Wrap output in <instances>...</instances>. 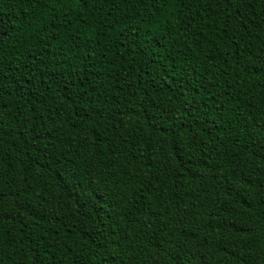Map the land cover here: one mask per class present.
Returning a JSON list of instances; mask_svg holds the SVG:
<instances>
[{
	"label": "trees",
	"instance_id": "trees-1",
	"mask_svg": "<svg viewBox=\"0 0 264 264\" xmlns=\"http://www.w3.org/2000/svg\"><path fill=\"white\" fill-rule=\"evenodd\" d=\"M112 7L104 5L103 11ZM29 12L0 0V16L15 29L6 43L19 47L21 59L25 46L32 51L39 46ZM149 12L146 4L131 6L129 0L113 15L124 14L126 24L142 27ZM243 12L250 22L247 30L237 25L238 46L216 40L204 50L193 45L185 56L189 40L175 48L167 45L171 55L162 48L165 58L158 64H145L129 53L111 58L114 63L104 60L101 49L111 47L112 35L97 25L95 50H77L85 65H94L86 70L97 73L83 85L93 99L99 97L96 112L83 124L73 118L76 127L63 115L57 118L54 109L65 100L53 86L49 98L35 108L46 117L53 110L43 125L57 131L36 142V148L32 129L39 122L33 121L30 103L34 94L21 97L15 81H5L0 100V228L15 236L11 244L18 249L16 259L26 256L23 264L34 259L39 264H89L87 258L96 252L91 260L97 264L107 251L100 245L120 232L147 264H264V61L258 59L264 55V0ZM3 55L6 65L14 59L7 51ZM55 60L45 58L52 72L58 70ZM67 67L59 65L61 70ZM72 90L81 89L77 85ZM210 92L223 109L221 118L209 114V119L216 118L211 127L197 116L206 102L212 104ZM189 108L184 123H175V117L161 119L172 115L169 109L181 115ZM193 135L202 141L195 153ZM53 155L58 162L49 167ZM189 156L194 158L185 164ZM170 251L181 256H169Z\"/></svg>",
	"mask_w": 264,
	"mask_h": 264
},
{
	"label": "snow or ice",
	"instance_id": "snow-or-ice-1",
	"mask_svg": "<svg viewBox=\"0 0 264 264\" xmlns=\"http://www.w3.org/2000/svg\"><path fill=\"white\" fill-rule=\"evenodd\" d=\"M7 2H14L30 10L29 15H33V20L37 24L33 31L38 34L39 46L37 51H32L30 47L25 46L23 48L24 56L21 59L19 47L16 44L8 45L5 40L9 32L15 29L11 23H6L5 19L0 16V100L3 99L5 81L8 84L15 81L14 90L19 89L18 94L21 97L28 93L34 94L30 103L32 104L31 111L35 113L33 121L39 122L32 129L34 134L32 147L36 148V142L45 139V136H50L52 131H57L56 129H45L43 125V122L51 117L53 110H47L48 116L46 117L44 113L36 112L35 108V105L42 104L49 98L53 92V86L62 90L65 100L64 104L54 109L57 118L63 115L65 122L72 121L73 127H76L75 121L83 124L86 118H91L92 114L96 112L99 97L93 99L83 85L85 81L91 83V78H94L97 73L86 70L94 65H85L80 52L84 48H90V51L95 50L93 40L98 35L97 25L100 26L101 31H110L112 35L111 47L105 45L101 49L104 60L114 63V59L111 58L119 57L122 53H129L134 54V58L139 57L144 60L145 64L149 61L152 64H158L159 60L165 58L160 55L162 48L168 52V55H171V48L189 40L191 43L182 53L185 56L193 51V45L198 50H204L206 47L211 48L216 40L227 41L238 46L237 25L239 24L240 28L247 30L250 22L248 16L244 15L243 9L245 7L253 9L257 0H131V6L146 4L150 9L149 14L143 18L144 26L142 27L126 24L125 20L128 17L124 14L113 15L121 4L129 2V0H7ZM104 5H114V7L105 13ZM194 8L195 10H193ZM37 9L38 13H36ZM250 14L254 15L255 13L253 11ZM241 16H244V19H239ZM131 18L135 19L134 16ZM118 25H122V27H117ZM246 34L251 35L252 33L247 32ZM244 35L245 33L242 32L240 39H243ZM8 38L10 39V37ZM162 42H166V44H162ZM167 45H170L171 48ZM219 50V45H215V51L219 52ZM249 50L248 48L244 49V51ZM6 51L8 55L14 57L8 65L5 64L6 57L3 55ZM177 51L179 52L180 49ZM227 55H232V53L228 52ZM46 56L56 57L53 64L58 69L56 72H52L49 65L45 63ZM236 56L242 58V52L237 51ZM193 58L199 59L198 56ZM208 58L213 59L211 56ZM258 59L264 61V55L259 56ZM224 62L227 63V60L225 59ZM171 63L172 61H169L167 66H170ZM62 64H67L68 67L59 69V65ZM214 67H217L218 71L223 70L216 65ZM73 76L77 79H70ZM168 80H171V75L168 76ZM77 85L81 90L73 91L72 89ZM204 87L207 90V85ZM215 96L214 92L208 93V100H211L212 104L209 105L206 102L203 105V112L197 110V116L207 120L209 127L215 124L216 118H221L223 115L221 102L215 99ZM89 109H92V112H89ZM168 111L172 115L161 116V119L175 117L174 122L180 124L185 122V117L191 112V109H186L181 115H176L174 109ZM213 112L216 113V118L209 119V114ZM193 120L195 122V117ZM38 129L39 132H37ZM2 134L3 130L0 129V135ZM179 143H183V141H179ZM201 143L202 141H199L195 135L192 136L190 147L193 148L194 153L199 151ZM44 149H47V145L44 146ZM193 158V156H189V160L185 161V164L190 163ZM196 158L199 159V157ZM48 159L49 167L58 162L54 155ZM2 179L0 176V182ZM20 207L23 208L24 205L21 204ZM3 218V213L0 212V219ZM12 219L18 218L13 216ZM168 222L173 223L174 218L169 219ZM6 235L8 239L5 238ZM12 240H15V236L11 232L5 234L0 228V264H23V261L27 260L26 256L22 260L16 259L18 249L11 244ZM122 241L125 243L122 244ZM20 243L22 241H17V244ZM108 245L113 247H108ZM7 247L13 248L10 254L6 252ZM100 247L106 248L107 251L102 254L103 258L97 264H147V260L141 258L136 248H130L128 236L120 232L111 233L108 244H102ZM19 250L22 251V249ZM168 254L175 258L181 256L180 251H170ZM95 255L97 253L92 252L87 258L89 264H92L91 257ZM30 264H39V262L34 259L30 261Z\"/></svg>",
	"mask_w": 264,
	"mask_h": 264
}]
</instances>
